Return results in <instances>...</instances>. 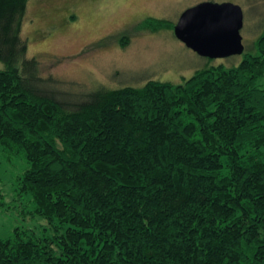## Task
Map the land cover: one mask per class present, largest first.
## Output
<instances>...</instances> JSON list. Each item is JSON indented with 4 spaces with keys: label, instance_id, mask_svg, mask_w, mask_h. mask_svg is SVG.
I'll return each instance as SVG.
<instances>
[{
    "label": "trees",
    "instance_id": "16d2710c",
    "mask_svg": "<svg viewBox=\"0 0 264 264\" xmlns=\"http://www.w3.org/2000/svg\"><path fill=\"white\" fill-rule=\"evenodd\" d=\"M27 4L0 0V154L26 162L0 208L39 218L0 264H264V17L238 60L87 89L27 57Z\"/></svg>",
    "mask_w": 264,
    "mask_h": 264
},
{
    "label": "rangeland",
    "instance_id": "374dc122",
    "mask_svg": "<svg viewBox=\"0 0 264 264\" xmlns=\"http://www.w3.org/2000/svg\"><path fill=\"white\" fill-rule=\"evenodd\" d=\"M202 1L241 6L244 45L259 35L264 0H28L22 26L27 57L39 60L44 76L87 89L138 86L148 79L180 83L209 58L186 47L175 37L173 28L152 31L145 21L160 18L175 25L182 11ZM123 36L129 40L125 45L120 43ZM25 164L20 156L7 159L0 154V200H10ZM38 218L23 217L10 205L1 207L0 237H6L16 226L33 225L31 220Z\"/></svg>",
    "mask_w": 264,
    "mask_h": 264
},
{
    "label": "water",
    "instance_id": "95a60500",
    "mask_svg": "<svg viewBox=\"0 0 264 264\" xmlns=\"http://www.w3.org/2000/svg\"><path fill=\"white\" fill-rule=\"evenodd\" d=\"M244 15L241 6L202 1L186 8L174 25V35L198 55L209 59L241 55Z\"/></svg>",
    "mask_w": 264,
    "mask_h": 264
}]
</instances>
